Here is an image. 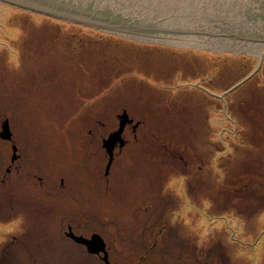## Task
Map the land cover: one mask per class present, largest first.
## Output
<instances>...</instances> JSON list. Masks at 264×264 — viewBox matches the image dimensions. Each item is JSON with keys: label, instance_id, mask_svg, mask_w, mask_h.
<instances>
[{"label": "rangeland", "instance_id": "1", "mask_svg": "<svg viewBox=\"0 0 264 264\" xmlns=\"http://www.w3.org/2000/svg\"><path fill=\"white\" fill-rule=\"evenodd\" d=\"M64 1L160 28L264 31V6L257 0ZM142 33L1 7L0 119L10 105L19 118L29 117L30 127L42 120L44 150L54 144V151H105L80 118L105 117L109 133L124 110L140 121L136 138L128 131L131 142L122 156L123 165L136 164L126 169L136 174H129L131 187L127 172L122 177L132 198L108 203L99 219L108 218V226L86 224L112 234L114 261L138 264L142 245H153L155 233L157 245L145 264H264V45ZM37 73L59 78L55 112L30 91L22 97ZM11 92L25 102L12 106ZM3 206L0 264H104L61 239L64 216L44 221L38 239L24 237L21 246L8 247L10 232L25 222L7 223ZM77 211L82 223L83 210ZM121 211L125 233L135 235L114 234Z\"/></svg>", "mask_w": 264, "mask_h": 264}, {"label": "flooded vegetation", "instance_id": "2", "mask_svg": "<svg viewBox=\"0 0 264 264\" xmlns=\"http://www.w3.org/2000/svg\"><path fill=\"white\" fill-rule=\"evenodd\" d=\"M257 1L264 6V0ZM8 6L14 5L0 1V11L1 7L8 8ZM195 30L175 36L219 38L230 40L237 44L242 42V45H245L244 43H253V41L249 40H255L257 41L254 42L256 46L264 45V31L250 33L231 29V31L222 33L220 31L204 32ZM259 49L262 50L263 47ZM262 52L264 53V49ZM37 76V79L33 76L31 84L27 86L30 90L23 86L24 88L21 89L22 97H26L27 92L30 91L35 94L37 102H40L41 105H47L49 109L55 112L56 107L54 105L58 100L54 101V98H59L60 95L59 84L57 83L59 78L57 77L56 80L53 78L50 81L46 79L47 74L45 73H37ZM34 90L37 92L35 93ZM10 96L12 97L11 105L15 102H25L23 98L19 100L20 96H16V93L14 95L11 92ZM9 106L7 107L9 114L4 119H0V133L2 132V126L8 123L11 135L7 139L0 136V151H3V156L0 155V203L4 205L2 210H4V215L8 218L7 223L12 224L13 221L21 219L22 223L24 221L25 224L23 223L24 225L20 230L10 232L7 242L8 247L21 246L20 241L24 242L22 239L24 237L38 239L42 235V231L44 232V229L41 228L44 221L55 220L57 217L64 216L63 225L60 228L61 230L59 229L61 239L79 247L89 257L98 259L101 263L121 264L113 260V248L110 244V236L112 234L104 233L98 227L90 230L88 229L90 227L86 226V224H98L99 219L104 217L103 214L107 211L109 202L122 204L132 198L133 195L128 193L129 196H127L122 187V177L124 179V174L127 172V183L131 187V183L135 182V180L133 177H129V174L134 172L131 169L128 172L126 169L136 164L123 165L125 160L122 156L127 152L124 150L131 142L127 135L128 131H131L136 138V133L142 125L140 121H134L133 119L132 123L127 124L123 133L126 144L123 148H120L119 144L115 147L111 160L109 151L104 147L103 150L105 151H73L74 148L71 151H54L55 145L53 144L52 146L50 144L44 150V134L38 131L40 129L39 122L42 120L36 121L37 128H34V126L30 127L28 126L29 117L26 118L27 116L23 115L19 118L14 108L12 109ZM120 115L117 114L115 117L118 120V126L112 132L119 128ZM105 116L107 115L105 114ZM105 119V117H100V119L84 117L80 118V121H82L80 123L87 124L85 128H88L87 133L90 137H97L103 142L110 134L106 127L108 124ZM136 122L139 124L137 125ZM19 123L21 124L20 127ZM23 124H25V127H23ZM98 129L100 130L99 132H97ZM52 134L54 135V131ZM134 175L136 174L134 173ZM110 186L113 188L111 193L109 191ZM131 191L133 190L130 189L129 192L131 193ZM78 207L83 210V213L80 214V220H84L82 223H77L75 220L77 219L75 214L78 216L79 213V211L76 212ZM122 213V211L118 212V216L121 215L123 218L120 220L121 222L117 221L116 233L114 234L117 237L135 235L133 230L129 234L125 233L124 227L127 224L122 221L124 220ZM99 224L103 225V227L108 226V218L103 219ZM86 228L88 230H85ZM149 232L151 233V231ZM95 234H99L105 243V248L99 253H90L86 243H79L71 236H80L89 241ZM154 234L153 245H142V253L139 256L138 264H145L146 256L150 252L151 247L154 248L157 245V237ZM46 239L52 242L50 237ZM113 242H115V239ZM24 244L22 246L27 247L29 243ZM40 246L37 245L35 248ZM31 247L33 246H30L29 249Z\"/></svg>", "mask_w": 264, "mask_h": 264}, {"label": "water", "instance_id": "3", "mask_svg": "<svg viewBox=\"0 0 264 264\" xmlns=\"http://www.w3.org/2000/svg\"><path fill=\"white\" fill-rule=\"evenodd\" d=\"M1 2H6L11 5L32 11L35 13L48 15L56 19H60L66 22H72L81 24L84 26L93 27L96 29H101L104 31L111 32H127L142 33L144 37H149L146 32L158 31L163 34H176L183 35L189 33V31L174 30L169 28H160L156 24L146 25V23H140L138 21H133L128 18H122V16L117 14H110L109 11L101 8H94L93 6H79L77 4L64 1V0H0ZM145 32V33H144ZM139 34V35H142ZM255 41V40H253ZM120 124L119 128L114 132L110 133L107 138L103 140V147L109 151L110 158H113V151L115 147L119 144L120 148H123L126 144L123 138V133L127 124L133 122L130 118L128 112L125 110L119 116ZM139 123H137L138 125ZM2 138H10V130L8 123L2 126V132L0 133ZM79 243H86L90 253H99V251L105 248V243L103 238L99 234L93 235L91 240H85L80 236L71 235ZM108 262V261H107Z\"/></svg>", "mask_w": 264, "mask_h": 264}]
</instances>
